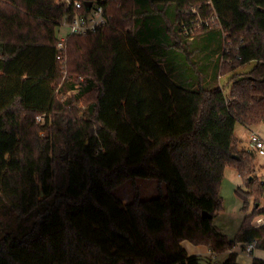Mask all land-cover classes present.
Wrapping results in <instances>:
<instances>
[{
  "label": "trees",
  "instance_id": "trees-1",
  "mask_svg": "<svg viewBox=\"0 0 264 264\" xmlns=\"http://www.w3.org/2000/svg\"><path fill=\"white\" fill-rule=\"evenodd\" d=\"M76 1L81 14L102 2ZM104 6L103 26L67 38L64 80L56 27L73 7L0 0V264H206L184 240L215 255L253 241L264 250V225L254 226L264 183L234 134L264 121V0ZM216 27L226 37L216 79L252 68L225 87L204 86L206 75L176 83L158 53L191 64L192 33ZM226 168L245 213L232 239L213 224ZM137 178L165 193L141 200L134 190L123 204L114 189ZM220 264H239L236 253Z\"/></svg>",
  "mask_w": 264,
  "mask_h": 264
},
{
  "label": "rangeland",
  "instance_id": "rangeland-1",
  "mask_svg": "<svg viewBox=\"0 0 264 264\" xmlns=\"http://www.w3.org/2000/svg\"><path fill=\"white\" fill-rule=\"evenodd\" d=\"M60 3L63 2V0H58ZM105 3L110 0H103ZM89 6L92 5V3H88ZM104 15H105V6H104ZM106 20H108V16H106ZM221 29L212 30V35L215 37H212V40L210 42L207 41V39L198 37L192 44V49H194V54L191 56V64H188L185 60V55H181L176 52H171V57L169 53L160 54L158 53L157 59L159 60L160 64L162 65L163 69L167 71V73L170 75V77L176 82L180 83V81H184L187 79H190L191 82L197 83V77L199 75H206L205 81L203 82L204 86L208 84V81H211L212 86L213 85H220L222 87L226 86V82L230 77H232L234 74H242L247 71H249L253 63H250L249 65L245 66L244 68L238 69L232 74H229L227 76H219L216 79V66L220 64V56L222 54V45L224 44L226 37L224 33L220 32ZM56 33L59 37L60 35L66 34L67 29L62 26L56 27ZM195 35L192 33V37L195 36H201ZM218 35V36H217ZM188 40V42H190ZM191 49V48H190ZM215 51H218V57L215 56ZM173 61V63H172ZM194 78V79H191ZM207 79V80H206ZM187 86V85H185ZM188 87V86H187ZM227 91V90H226ZM72 94L71 92H68V94ZM42 122V121H41ZM264 123V122H263ZM261 128L255 127L259 131H262L264 133V124L261 125ZM248 131L245 129L244 126L240 124H236V130H235V136L241 140L240 148H242L243 144L246 143V137L248 136ZM44 131L40 130L39 135H43ZM248 146L246 147V149ZM245 149V148H244ZM255 153V152H254ZM255 167H256V173L255 175L257 178H259L262 182L264 181V156H260L257 153H255ZM241 185V180L236 173V171L233 168H226L223 175L222 185L220 189V195L223 200V209L222 211L214 217L213 224L218 228H224V224L227 225L229 231H233L236 228V232L241 224V221L245 215L243 211H241L242 206V200L236 195L235 189ZM134 190H138L139 192V198L141 200H148L155 198L159 195L160 192L165 193V187L164 184H159L156 180L153 179H143V178H137L133 181H126L119 186H117L113 194L122 200L123 204H125L127 201H129L134 193ZM250 207L252 206V201L249 200ZM259 219V218H258ZM256 226V224H254ZM220 227V228H219ZM226 231V230H224ZM222 232V231H221ZM235 232V233H236ZM223 233V232H222ZM230 239V238H229ZM195 247H199V245H194L190 243L189 241L183 242V248L186 249L188 255H195L200 256L199 258L204 263L207 258L203 255L199 254L200 252L195 249ZM200 247H203L204 250H206L205 246L200 245ZM195 249V250H194ZM259 250V249H257ZM239 250L236 249V252ZM256 250L254 251V253ZM228 255V254H227ZM227 255L225 253H220L216 256V260H211V264H220L222 263Z\"/></svg>",
  "mask_w": 264,
  "mask_h": 264
},
{
  "label": "built area",
  "instance_id": "built-area-1",
  "mask_svg": "<svg viewBox=\"0 0 264 264\" xmlns=\"http://www.w3.org/2000/svg\"><path fill=\"white\" fill-rule=\"evenodd\" d=\"M66 7H73L74 14L70 18L64 17L63 20L58 24V26L65 27L67 33L60 35L56 44L57 55L59 59V67L62 72L63 78H68L66 71V41L71 35L78 34L83 35L87 32L96 30L97 28L103 26L106 23V17L104 15V1L102 0L99 4H94L89 6L87 9L89 12L87 14H81L79 10L82 8V4L76 0H63ZM206 21H204L205 23ZM200 21L198 24H201ZM215 25V24H214ZM216 26V25H215ZM216 29H219L216 27ZM220 30V29H219ZM45 117V114L36 116V122H41ZM247 150L257 153L260 156H264V139L257 133H251L248 137V148ZM264 183V181H263ZM261 221V220H260ZM256 225L255 227L261 226ZM255 249V241L246 244L243 247V251L247 254H251Z\"/></svg>",
  "mask_w": 264,
  "mask_h": 264
},
{
  "label": "crops",
  "instance_id": "crops-1",
  "mask_svg": "<svg viewBox=\"0 0 264 264\" xmlns=\"http://www.w3.org/2000/svg\"><path fill=\"white\" fill-rule=\"evenodd\" d=\"M218 36V35H217ZM198 37H202V38H205V39H207V41L208 42H210L211 40H212V37H215L214 35H212V32H208V33H204V34H202L201 36H195V37H193V38H190L191 39V41L190 42H188L189 44H193V42L198 38ZM169 54L170 55H168V56H170L171 57V52H169ZM218 51H215V56L216 57H218ZM172 63H173V61H172ZM174 64V63H173ZM227 76V75H226ZM207 80V79H206ZM207 81H209V80H207ZM264 122V121H263ZM260 123V124H258V125H256L255 127H258V128H261L262 126L261 125H263L264 123ZM245 129L248 131V136L246 137V143H244L243 144V146H242V148H246L247 146H248V137H249V135L251 134V133H257V134H259L263 139H264V133L262 132V131H259L258 129H256V128H254V126H252V127H245ZM235 130H236V125H235V127H234V134H235ZM240 140V139H239ZM241 141V140H240ZM240 147V146H239ZM257 177V176H256ZM261 220V221H260ZM261 223H263L262 225H264V217H261V218H257V219H255V221H254V224H256V225H260ZM224 226V228L225 229H223V228H220L219 230L220 231H222L223 232V234H225L228 238H230V239H232L233 237H234V235H235V232H236V228L233 230V231H229V229H228V227H227V225L226 224H224L223 225ZM224 230H226V231H224ZM184 241H186V240H184ZM184 241H182V246H183V242ZM203 246V245H202ZM205 248H206V250H204V248L203 247H200V245H199V247H195V249H197L200 253L199 254H201V255H203L204 257H206L207 258V260L204 262V263H206V264H211V260H216V256L217 255H215V254H213V253H211L209 250H208V248L205 246ZM194 249V250H195ZM236 249H238L239 251L238 252H236ZM186 250V249H185ZM256 250V252L254 253V251ZM187 252V251H186ZM231 252H235L236 253V261H237V263H239V264H251L252 263V260H253V258H257V259H260V260H263L264 261V250H257L256 248L253 250V252L251 253V254H247V253H245L244 251H243V247H242V245H240V244H238V245H236V246H234L233 248H231V249H227L225 252H223V253H225L226 255L227 254H229V253H231ZM188 254V253H187ZM195 255H197L196 253H194ZM200 257V256H199Z\"/></svg>",
  "mask_w": 264,
  "mask_h": 264
},
{
  "label": "water",
  "instance_id": "water-1",
  "mask_svg": "<svg viewBox=\"0 0 264 264\" xmlns=\"http://www.w3.org/2000/svg\"><path fill=\"white\" fill-rule=\"evenodd\" d=\"M263 197H264V193H263ZM202 216H203V217H206L207 214H206L205 212H203V213H202Z\"/></svg>",
  "mask_w": 264,
  "mask_h": 264
}]
</instances>
